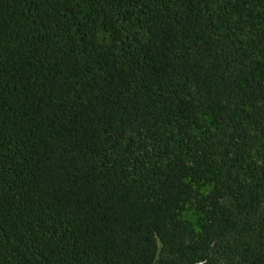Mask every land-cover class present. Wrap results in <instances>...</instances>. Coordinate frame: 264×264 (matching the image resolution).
Returning <instances> with one entry per match:
<instances>
[{"label":"trees","instance_id":"16d2710c","mask_svg":"<svg viewBox=\"0 0 264 264\" xmlns=\"http://www.w3.org/2000/svg\"><path fill=\"white\" fill-rule=\"evenodd\" d=\"M0 264H264V0H0Z\"/></svg>","mask_w":264,"mask_h":264},{"label":"rangeland","instance_id":"374dc122","mask_svg":"<svg viewBox=\"0 0 264 264\" xmlns=\"http://www.w3.org/2000/svg\"><path fill=\"white\" fill-rule=\"evenodd\" d=\"M183 216L191 222L192 226L198 232H200L202 224L205 221L204 216L201 213H199L198 211H195L193 209H190L188 206H186L183 209Z\"/></svg>","mask_w":264,"mask_h":264}]
</instances>
